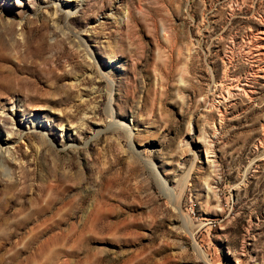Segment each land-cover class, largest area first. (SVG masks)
I'll list each match as a JSON object with an SVG mask.
<instances>
[{
    "label": "rangeland",
    "instance_id": "rangeland-1",
    "mask_svg": "<svg viewBox=\"0 0 264 264\" xmlns=\"http://www.w3.org/2000/svg\"><path fill=\"white\" fill-rule=\"evenodd\" d=\"M0 264H264V0H0Z\"/></svg>",
    "mask_w": 264,
    "mask_h": 264
},
{
    "label": "bare ground",
    "instance_id": "bare-ground-1",
    "mask_svg": "<svg viewBox=\"0 0 264 264\" xmlns=\"http://www.w3.org/2000/svg\"><path fill=\"white\" fill-rule=\"evenodd\" d=\"M111 110H113V109H111ZM112 114V113H111ZM11 124H13V123H11ZM129 130V129H128ZM12 131H13V129H11V133H12ZM164 183V182H163ZM164 185H165V183H164Z\"/></svg>",
    "mask_w": 264,
    "mask_h": 264
}]
</instances>
